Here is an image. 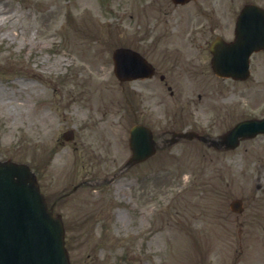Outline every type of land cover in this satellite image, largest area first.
<instances>
[{
	"label": "rangeland",
	"instance_id": "1",
	"mask_svg": "<svg viewBox=\"0 0 264 264\" xmlns=\"http://www.w3.org/2000/svg\"><path fill=\"white\" fill-rule=\"evenodd\" d=\"M250 1L264 5L263 0H197L170 7L171 17L164 14L169 0H0V160L35 170L41 163L39 183L53 200L100 167L107 174L118 172L110 186L89 194L81 190L69 197L70 206L55 208L63 216L71 264H264L263 135L227 152L182 142L119 170L130 156L127 130L134 121H146L157 132L192 126L216 137L241 119L264 116V101L239 99L231 94L235 90L226 92V82L212 77L198 80L204 73L196 63L188 66H198L199 73H186L182 61L192 49L165 37L167 19L180 23L177 31L188 19L208 23L203 16L211 11L224 16L223 25L234 9ZM140 37L145 53L155 40L161 47L176 44L184 54L150 56L172 94L156 80L154 101L146 97L138 107L134 96L123 108L111 52L124 43L134 47ZM204 40L194 36L196 62L206 61ZM253 82L235 84L236 92L243 95ZM213 88L226 97L219 100ZM67 129L74 131L73 142L60 144ZM96 132L111 144L100 136L93 144ZM39 144H46L45 157L55 152L60 158L57 166L44 167ZM96 155L104 159L101 166ZM138 177L144 178L142 187ZM146 192L154 199L148 200ZM236 198L244 201L240 216L229 209ZM130 199L140 208L125 203ZM75 217L91 223L75 228Z\"/></svg>",
	"mask_w": 264,
	"mask_h": 264
},
{
	"label": "water",
	"instance_id": "2",
	"mask_svg": "<svg viewBox=\"0 0 264 264\" xmlns=\"http://www.w3.org/2000/svg\"><path fill=\"white\" fill-rule=\"evenodd\" d=\"M248 15L263 16L252 5L244 8L242 16ZM258 21L255 19L252 24L257 25ZM229 48H244L247 55L258 48V44L253 46L236 43ZM124 56L123 51L115 53L116 65ZM217 65L214 62V66ZM118 72L120 69L116 68V73ZM257 133H264V119L237 124L221 137L219 144L233 148L240 138ZM129 144L133 151L130 163L141 161L152 153L151 138L144 127L132 128ZM238 204L239 202L234 201L232 209ZM0 264H67L59 219L53 218L46 209L28 168L9 161L0 162Z\"/></svg>",
	"mask_w": 264,
	"mask_h": 264
},
{
	"label": "flooded vegetation",
	"instance_id": "3",
	"mask_svg": "<svg viewBox=\"0 0 264 264\" xmlns=\"http://www.w3.org/2000/svg\"><path fill=\"white\" fill-rule=\"evenodd\" d=\"M214 26H215L214 24H208L206 26L204 24L201 25V32L203 33V35L205 36V38L209 39L210 37H212L213 33L216 32V31H224L223 28L226 27L227 25H222L221 28H220V30H219V28H215ZM186 32H187V35L190 36L192 31L190 30L189 27H187L186 28ZM225 32H227V31H225ZM215 37H216V35L212 37L211 41ZM137 47L139 48L140 53L143 56H145L147 59L150 58V56H152L153 54L156 55V54L159 53V47L157 45H155V44L150 48V50L147 53L143 52L144 45H142V43L140 41L138 42ZM256 63H257V65H256ZM262 67H264V63H262L260 60L259 61L253 60L251 62V65H250L251 74L256 75V73H260V70H261ZM155 73H156V71H155V68H154V74H153L152 79L155 77ZM160 78H161V76H159V79ZM150 82L152 84H149V83L148 84H141V85H138L136 87V90H137L136 95L138 96L139 107H142V103H145V100L144 99H146V97H149V101L150 102L151 101H154L153 98H155L156 85L154 84L153 81L150 80ZM124 84H125V87L128 86V83H124ZM125 95L127 96V93H125ZM144 95H147V96L144 97ZM167 134H168V132H165V131L163 132V136H165ZM166 141H167V138H161V142L164 145L167 144ZM139 185H141V187H142L144 184L142 182ZM138 190H139V197H140V201H141V199L143 198V190H142V188L141 189L138 188ZM146 195H147L146 198L148 200L153 199V198H151L152 197V194L150 195L149 193L146 192ZM142 203L143 202H141V205H142Z\"/></svg>",
	"mask_w": 264,
	"mask_h": 264
},
{
	"label": "bare ground",
	"instance_id": "4",
	"mask_svg": "<svg viewBox=\"0 0 264 264\" xmlns=\"http://www.w3.org/2000/svg\"><path fill=\"white\" fill-rule=\"evenodd\" d=\"M2 8H1V6H0V10H1ZM0 23H1V18H0Z\"/></svg>",
	"mask_w": 264,
	"mask_h": 264
}]
</instances>
